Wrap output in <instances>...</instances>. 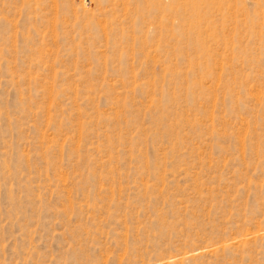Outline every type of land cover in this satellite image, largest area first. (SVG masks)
<instances>
[{"label":"rangeland","instance_id":"1","mask_svg":"<svg viewBox=\"0 0 264 264\" xmlns=\"http://www.w3.org/2000/svg\"><path fill=\"white\" fill-rule=\"evenodd\" d=\"M0 264H264V0H0Z\"/></svg>","mask_w":264,"mask_h":264}]
</instances>
